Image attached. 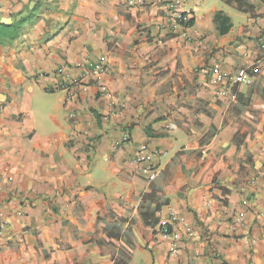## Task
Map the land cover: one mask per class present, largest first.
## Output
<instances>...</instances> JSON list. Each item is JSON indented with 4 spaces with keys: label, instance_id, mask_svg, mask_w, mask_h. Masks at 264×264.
<instances>
[{
    "label": "crops",
    "instance_id": "0c3cea01",
    "mask_svg": "<svg viewBox=\"0 0 264 264\" xmlns=\"http://www.w3.org/2000/svg\"><path fill=\"white\" fill-rule=\"evenodd\" d=\"M171 1L0 0V24L35 11L0 45V264H113L112 227L128 264H264V2L179 0L193 25L172 33ZM241 68L230 102L214 74ZM170 214L194 236H161Z\"/></svg>",
    "mask_w": 264,
    "mask_h": 264
},
{
    "label": "built area",
    "instance_id": "2783aa9c",
    "mask_svg": "<svg viewBox=\"0 0 264 264\" xmlns=\"http://www.w3.org/2000/svg\"><path fill=\"white\" fill-rule=\"evenodd\" d=\"M157 1V0H154ZM129 5H132L133 2L129 1ZM180 4L179 0H174L168 3V10L165 14V22L164 26L166 29L172 33H174L178 28L188 29L186 28V24L191 19L188 15L184 14L183 12L177 9V5ZM163 25V24H162ZM161 25V26H162ZM91 71L95 74H101L105 71V62L100 61L91 66ZM80 79H73L71 81V85L78 86L83 89L81 85ZM252 83V76L249 73L248 69L241 68L239 69L234 76H228L221 72H216L213 78V84L221 86V91L219 92V96H226L230 102H234L236 100V89L241 86H249ZM84 90V89H83ZM129 136L124 134L122 141H127ZM133 163L137 166L139 165H147L149 169L153 166V155L149 151L146 145L141 146L133 159ZM22 213H17L16 216H22ZM179 224V219L176 215L170 214L168 219L165 223L161 224L160 226V235L163 237H170V236H183L184 239H190L194 236V232L191 228L185 227L182 230L177 228ZM8 225V219L4 215L2 211H0V237L2 236L3 231L5 230L6 226ZM177 248L174 243H172L170 248V255L175 254ZM218 262V261H216ZM216 264V263H215ZM220 264V263H219Z\"/></svg>",
    "mask_w": 264,
    "mask_h": 264
},
{
    "label": "trees",
    "instance_id": "16d2710c",
    "mask_svg": "<svg viewBox=\"0 0 264 264\" xmlns=\"http://www.w3.org/2000/svg\"><path fill=\"white\" fill-rule=\"evenodd\" d=\"M227 6H234L235 9L243 14H249L252 15L254 13V8L251 6L247 0H220ZM264 2V0H261ZM35 11H30L27 13L26 17L24 19H21L16 24L12 25H5L0 24V45L9 44L12 41H14L21 30L24 28L27 21H31L32 17H35ZM217 17H219L217 15ZM220 19V35H225L229 31V26L227 25L228 19L226 18H219ZM193 25V19H190L188 23L186 24V28H190ZM240 100V94L236 93V101L238 102ZM152 191V190H151ZM152 194V192H151ZM150 194V195H151ZM146 197V195H145ZM148 197V195H147ZM167 202H163L162 204H157L154 208L153 212H149L148 210L141 212V218L146 226H153L156 223V219L154 218V213L157 212L161 205H165ZM105 230V238L103 239V242L106 245L117 247L118 246V253L124 259L121 260H115L113 264H128L130 260L131 250L133 247V244L128 239L123 240V236L121 235V231L119 227H112L110 229L104 228Z\"/></svg>",
    "mask_w": 264,
    "mask_h": 264
}]
</instances>
